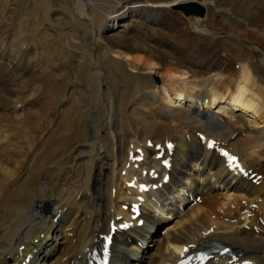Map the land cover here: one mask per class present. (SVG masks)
<instances>
[{"label":"bare ground","instance_id":"1","mask_svg":"<svg viewBox=\"0 0 264 264\" xmlns=\"http://www.w3.org/2000/svg\"><path fill=\"white\" fill-rule=\"evenodd\" d=\"M49 2L0 0V18L8 21L0 30V264H22L26 256L28 264H84L97 233L126 215L121 205L135 193L125 188L135 174L126 167L131 146L144 149L139 166H157L148 140L175 143L171 179L143 207L144 226L124 242L114 237L111 264H170L185 246L208 242L230 246L242 254L239 261L264 264V51L253 45L233 57L215 48L211 34L260 43L247 28L264 35V0H62L56 11ZM192 2L205 16L173 14L175 26L186 23L190 33L179 36L184 45L158 50L176 52L177 60L161 64L138 34H104L111 31L106 23L127 15L144 25L152 16V25L170 29L171 8ZM58 22L72 27L59 31L61 46ZM158 36L148 38L155 44ZM187 36L199 44L187 45ZM186 81L192 88H174ZM199 133L226 144L261 183L228 172ZM184 190L201 200L180 212Z\"/></svg>","mask_w":264,"mask_h":264},{"label":"rangeland","instance_id":"2","mask_svg":"<svg viewBox=\"0 0 264 264\" xmlns=\"http://www.w3.org/2000/svg\"><path fill=\"white\" fill-rule=\"evenodd\" d=\"M34 1L35 0H30V2L31 3H34ZM41 1H51V2H49L51 5H52V7H53V10L54 11H56L57 10V8H56V6H58V5H60L61 6V4L64 2H61L62 0H59V3L60 4H57L54 0H41ZM144 1H146V0H144ZM143 0H142V2H144ZM52 2H54V3H52ZM170 2V1H169ZM168 2V3H169ZM192 3H194V4H197V3H195V2H192ZM189 4V3H188ZM139 5V4H138ZM179 5V4H178ZM177 5V6H178ZM198 5V4H197ZM0 10L2 9V4H0ZM200 6V5H199ZM144 8L145 7H143V8H141V7H139V12H146V8H145V10H144ZM264 9V8H263ZM171 13H169V15L168 16H170L169 17V20L171 19V21H170V25L172 26V27H170V29L168 28V29H163L161 26H160V24H153L152 25V21L153 20H151L152 19V16H151V18H150V21L149 22H147L145 25H144V23L142 22H140L141 20L140 19H138V17H136L135 15H127L124 19H121V20H116L115 22H113V23H111V22H108V23H106L105 24V27L107 26V27H110L111 26V28H110V30L111 31H109V32H107V33H104L108 38L109 37H112V36H121V35H124V34H126L125 35V37L127 38V37H132V36H135L136 34H138L139 36H141L140 37V43L139 44H141L142 43V45L144 44V45H147V49H149V48H155V51H154V53H155V55H158V57L159 58H161L162 59V61H164V62H160L161 64H165L166 62H169L170 60H171V58L172 59H175V60H177V59H179V57H178V55H177V53L176 52H172V53H169V54H161L159 51H165V52H167V50L169 49L168 48V45L170 44V43H172V42H174L173 43V45H177L178 44V46H182V45H184L185 43H179V36L181 35V33H186L187 31L189 32L190 31V27H188V26H186L187 24L185 23V26H182V25H178V26H175V25H177V23L175 22V21H173V20H175V15H177V14H179V13H177L176 11H174V10H172V8H171V11H170ZM173 14H175V15H173ZM153 15V14H152ZM181 16V15H180ZM153 17H155L154 15H153ZM182 17V16H181ZM1 20H0V22H2V23H0V30H1V27H3V25H6L7 23L6 22H8V21H5L3 18H0ZM156 19V18H155ZM157 20V19H156ZM184 20V19H183ZM138 23H137V22ZM4 22V23H3ZM140 22V23H139ZM151 23V24H150ZM176 23V24H175ZM9 24V23H8ZM139 25V26H138ZM147 25V26H146ZM150 25H152V26H150ZM252 25V24H251ZM154 26H156V27H154ZM56 27H57V29H58V31H56L57 33H58V37L56 38V45H58V46H61V45H63L64 44V36H63V32L64 31H67V33L68 32H71V31H69L70 29H72V27H71V25H69V24H63V23H61V22H58V24L56 25ZM114 29H113V28ZM146 28V30H147V33H145L144 35L142 34V33H138V32H142V30L143 29H145ZM148 28H150V30L148 29ZM154 28H155V30L157 31H155L154 33H160L161 34V36L162 37H159L158 35H155V34H153V32L152 31H154ZM160 29V30H159ZM60 30H62V33L61 32H59ZM113 30V31H112ZM149 30V31H148ZM247 30L249 31V32H251V33H247V34H249V35H254L255 36V39L256 40H259L260 41V43L262 42V43H264V35H262L263 33H261V32H259V31H256V30H254L253 29V27L252 28H247ZM144 32H145V30H143ZM136 32V33H135ZM149 32H150V34H152V36L154 37H156V36H158L159 37V39H160V42L159 43H153L152 41H151V38H148V36H149ZM1 33V32H0ZM5 33H13V31L12 30H10L9 29V31H7L6 29H5ZM190 33V32H189ZM118 34V35H117ZM134 34V35H133ZM211 34H214V36H216V38H217V41H215L213 44H215V48L216 49H219L220 51H222V50H226L228 53H230L229 55H233V57H238V56H236L237 54L238 55H242L243 56V54L245 53V54H247V53H250V52H252V49H253V47L254 46H257V47H260V48H262V50L264 51V47H262L261 46V44L260 43H258V42H254L253 40L252 41H249V40H246L243 36H241V34H239L240 36L239 37H236V36H234L235 38H233V37H231L232 35L231 34H233V33H223L222 31H220V30H216L215 29V33H211ZM229 34H230V37H229ZM143 35V36H142ZM146 35H148V36H146ZM260 37H263V39H261ZM126 38H124L122 41L124 42V43H126V44H130V42H128V41H126ZM142 39V40H141ZM197 37H189V36H187L186 37V44L187 45H191V44H199L198 43V41H197ZM230 39V40H229ZM234 39H236V41L238 40V43H239V46L240 47H238L237 46V44L235 43L236 41L234 40ZM240 39V40H239ZM243 40V41H242ZM126 41V42H125ZM142 41V42H141ZM159 41V40H158ZM209 41V40H208ZM218 41H219V43H218ZM232 41H234V42H232ZM249 43H248V42ZM209 42H211V41H209ZM225 42V43H224ZM254 42V43H253ZM206 42H202L201 44H205ZM221 43V44H220ZM251 43V44H250ZM219 46H218V45ZM143 45V46H144ZM206 45H207V43H206ZM224 45V46H223ZM254 45V46H253ZM151 46V47H150ZM157 47V48H156ZM166 47H167V50H166ZM159 48V49H158ZM161 48V49H160ZM240 49V50H239ZM159 50V51H158ZM170 50V49H169ZM256 50H259L258 48H256ZM239 51H240V53H239ZM243 51H244V53H243ZM259 53H263L261 50L260 51H258ZM218 53V52H217ZM175 54V55H174ZM171 56V57H170ZM252 56V61L254 62V63H260L261 62V58L259 59V57H254V55H251ZM168 59V60H167ZM230 59V58H229ZM229 59H227V60H229ZM260 61V62H259ZM191 70H198V68L197 67H195V66H191ZM204 69L202 68V70L201 71H203ZM185 83V84H184ZM183 84H182V82H177V84H176V86L177 87H179V85L180 86H182V87H187L188 88V86L190 87L191 85L188 83V81H186V82H184ZM189 84V85H188ZM191 88H192V86H191ZM189 89V88H188ZM174 101V100H173ZM224 107V108H223ZM226 107V108H225ZM220 109H228V107L227 106H224V105H222L221 106V108ZM215 111H218V110H215ZM222 111H220V113H221ZM236 114H239L238 112H236ZM250 117V118H249ZM247 118L248 119H250V120H247ZM244 119H246L247 121H251V122H256V120L254 119V118H252L251 117V115L250 116H246ZM19 136H20V133H19ZM253 205V204H252ZM252 205H251V208H253L252 207ZM222 220H224V221H226L227 220V218L226 217H224ZM262 224V223H261ZM157 236H159V234H158V230H157ZM159 237H161V236H159ZM144 255V254H143ZM145 256H146V254H145Z\"/></svg>","mask_w":264,"mask_h":264},{"label":"water","instance_id":"3","mask_svg":"<svg viewBox=\"0 0 264 264\" xmlns=\"http://www.w3.org/2000/svg\"><path fill=\"white\" fill-rule=\"evenodd\" d=\"M178 10H181L185 15H197V16H203L204 9L194 3H190L187 6H177Z\"/></svg>","mask_w":264,"mask_h":264}]
</instances>
